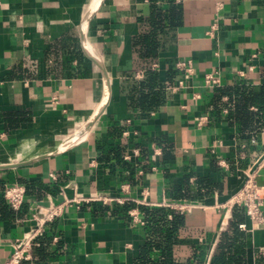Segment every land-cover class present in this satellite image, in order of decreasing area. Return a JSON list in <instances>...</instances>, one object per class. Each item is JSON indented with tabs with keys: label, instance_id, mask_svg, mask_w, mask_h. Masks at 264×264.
Here are the masks:
<instances>
[{
	"label": "crops",
	"instance_id": "1",
	"mask_svg": "<svg viewBox=\"0 0 264 264\" xmlns=\"http://www.w3.org/2000/svg\"><path fill=\"white\" fill-rule=\"evenodd\" d=\"M99 1L0 0V165L19 164L0 170V264L35 226L33 211L51 203L61 214L45 225L46 257L35 240L34 263L133 264L146 236L121 206L177 202L197 207L183 213L173 259L190 261L204 247L209 264L232 217L229 200L257 164L264 192V125L239 120L235 95H220L264 86V0H157L166 18L172 4L179 10L157 33L153 60L137 45L151 31L153 3L101 0L85 24ZM88 55L105 71L110 98L63 149L105 101L104 73ZM185 60L193 74L172 89L183 75L175 64ZM148 69L158 73L161 104L145 111ZM206 75L217 84H205ZM14 183L26 189L18 211L3 197ZM104 194L127 201L105 205L96 200ZM246 224L248 244L262 253L264 229Z\"/></svg>",
	"mask_w": 264,
	"mask_h": 264
},
{
	"label": "trees",
	"instance_id": "2",
	"mask_svg": "<svg viewBox=\"0 0 264 264\" xmlns=\"http://www.w3.org/2000/svg\"><path fill=\"white\" fill-rule=\"evenodd\" d=\"M150 1L153 3V10L148 19L151 31L137 40L141 57L147 60H153L157 56L158 42L156 35L163 29L165 19L169 18V23H172L173 18L178 16L179 10L178 5L172 4L170 8L171 17L167 16L166 18L165 14L155 6L157 0ZM168 1L172 3V0ZM141 84L148 92L139 98V106L145 111L158 107L161 104V97L159 93H154L155 88L160 90L158 73L149 69L146 70L145 80ZM232 94L235 95L237 100V104H235L236 109H238L237 118L244 123L250 120V122L253 121L263 126L264 86L259 92H251L245 87H238L234 91L220 92V95L229 97ZM253 104L258 106L256 113L248 111V106ZM130 206L131 204L129 203L123 204L121 206L122 211L129 210ZM138 209L144 222L142 228L146 239L133 264H204V247L195 249L194 256L190 261L179 263L173 259V248L179 243V231L183 227V214L164 207H139ZM168 216L171 218L169 219ZM241 223H247V219L243 209L235 206L233 207L228 228L219 234L218 242L209 264H249L250 255L255 256L254 264H264V255L251 248L248 244L249 235L238 228ZM37 240L39 242V246L35 249L37 256L46 257L47 246L43 242L47 241V239L44 237V233Z\"/></svg>",
	"mask_w": 264,
	"mask_h": 264
},
{
	"label": "built area",
	"instance_id": "3",
	"mask_svg": "<svg viewBox=\"0 0 264 264\" xmlns=\"http://www.w3.org/2000/svg\"><path fill=\"white\" fill-rule=\"evenodd\" d=\"M155 67V66H154ZM175 69L183 71L182 79L177 81V84L172 89L182 88L184 86V79L193 74V63L191 60L179 61L175 64ZM204 82L207 85L217 84V80L211 75H206ZM158 152V149L155 150ZM260 165H256L253 169L244 172V179L239 190L229 200L231 207H240L244 211V215L248 222L252 225L264 229V192L256 183V175ZM121 190L126 192L128 186H121ZM26 189L23 185L14 183L7 185L3 190V197L6 203L15 211H18L25 202ZM96 199V198H95ZM94 198L84 200H95ZM96 200L101 201L103 204L115 203L123 204L127 200L121 197L112 195H101ZM62 204H50L47 207H40L33 211L31 214L32 221L35 226L29 230L24 238L13 244L12 253L3 264H20L22 262H33L32 247L35 245V240L44 233L45 225L54 220L61 214ZM161 207L175 210L181 214L190 211L192 208L197 207L194 202H177L171 204H163ZM127 215L131 222L140 226L144 225L141 219L140 212L137 208L127 210ZM241 231L247 232V224L241 223L238 225ZM264 255V250L262 251Z\"/></svg>",
	"mask_w": 264,
	"mask_h": 264
},
{
	"label": "water",
	"instance_id": "4",
	"mask_svg": "<svg viewBox=\"0 0 264 264\" xmlns=\"http://www.w3.org/2000/svg\"><path fill=\"white\" fill-rule=\"evenodd\" d=\"M101 0L99 1L98 5L95 7V9L90 12L85 20V24H87V22L89 21V19H91V17L94 16V14L96 13L98 7H99V4H100ZM89 59L91 61H93L97 66H99L102 70V72L104 73V77H105V80H106V96H105V101H104V104L102 105L101 109L99 110V112L94 116V118H92L91 121H89L86 126L84 128H82L80 130V132L74 136H72L73 138L71 140H69V142H66L63 144V148L65 146H67L68 144H70L71 142H74L76 141L81 135H83L85 132H87L91 126L93 125L94 121L96 120V118L103 112L107 102L109 101V98H110V85H109V79L105 73V71H103L102 67L100 66V64L90 55H88ZM36 159H39V158H36ZM19 166V164H8V165H0V170H6V169H11V168H15Z\"/></svg>",
	"mask_w": 264,
	"mask_h": 264
},
{
	"label": "bare ground",
	"instance_id": "5",
	"mask_svg": "<svg viewBox=\"0 0 264 264\" xmlns=\"http://www.w3.org/2000/svg\"><path fill=\"white\" fill-rule=\"evenodd\" d=\"M89 13H90V12H89ZM87 50H88V49H87ZM99 110H100V109H99ZM84 135H85V134H84ZM72 138H73V137L71 136V137L68 138L64 143L69 142V140H71ZM78 140H79V139H78ZM64 143H63V144H64ZM72 143H73V142H72ZM65 147H66V146H65ZM65 147H64V148H65ZM61 148H62V147H61ZM64 148H63V149H64ZM66 148H67V147H66Z\"/></svg>",
	"mask_w": 264,
	"mask_h": 264
}]
</instances>
